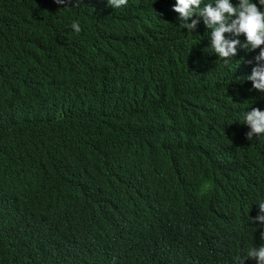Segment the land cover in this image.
I'll use <instances>...</instances> for the list:
<instances>
[{"label": "trees", "instance_id": "1", "mask_svg": "<svg viewBox=\"0 0 264 264\" xmlns=\"http://www.w3.org/2000/svg\"><path fill=\"white\" fill-rule=\"evenodd\" d=\"M169 2L0 0V264H237L264 245V139L240 126L260 96L213 56L202 18L189 32ZM177 179L189 193L171 206ZM194 209L207 236L171 244L163 214L195 230Z\"/></svg>", "mask_w": 264, "mask_h": 264}, {"label": "clouds", "instance_id": "2", "mask_svg": "<svg viewBox=\"0 0 264 264\" xmlns=\"http://www.w3.org/2000/svg\"><path fill=\"white\" fill-rule=\"evenodd\" d=\"M169 9L179 14L181 20L180 27L187 28L193 32L197 25H205L208 44L213 51V56L219 62L225 63V67L239 65L240 72H245L244 79L250 90L260 96L261 102L258 106L246 111L240 126L243 128V136L246 140L264 139V0H169ZM57 4L63 5L65 0H55ZM110 6L119 9L128 3V0H108ZM203 3V6H202ZM79 4L77 3V7ZM196 17V18H193ZM71 28L76 32H81V24L73 20ZM219 69L217 64L213 70ZM253 171L244 173L246 180L253 176ZM243 188L244 183H243ZM262 190V187H260ZM246 190V189H245ZM189 193V184L185 179L173 180L169 191H167V201L171 206L178 202H183ZM257 198L254 195L251 201ZM198 223L196 229L187 223V228L183 229L181 224L175 226L168 219L167 213L161 218V227L172 244L174 241H188L199 243L208 234V229L204 223V217L199 209L190 210ZM232 198L227 193L222 197V220L220 228L222 231V241L225 244L232 242L234 236L239 232L237 224L233 222ZM258 222L254 234L258 243L263 244L264 240V194L257 203L256 218L253 222ZM198 225V228H197ZM150 243L161 248L160 231L154 223L150 226ZM246 232V229H242ZM257 234V236H256ZM247 239L244 242L245 248L250 245ZM215 239L219 241V236L215 233ZM247 245V246H246ZM247 260L251 264H264V245L255 248V245L248 251ZM236 257L237 264H244V259Z\"/></svg>", "mask_w": 264, "mask_h": 264}]
</instances>
